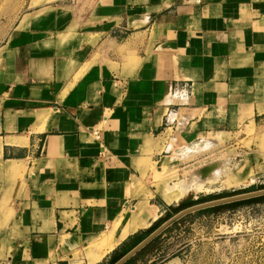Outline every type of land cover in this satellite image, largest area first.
Masks as SVG:
<instances>
[{
	"label": "crops",
	"instance_id": "0c3cea01",
	"mask_svg": "<svg viewBox=\"0 0 264 264\" xmlns=\"http://www.w3.org/2000/svg\"><path fill=\"white\" fill-rule=\"evenodd\" d=\"M250 123L264 124V0H68L26 12L0 47V264L28 254L83 264L66 260L79 246L91 264L115 217L144 209L127 227L156 214L94 252L92 264H114L188 201L164 205L150 191L155 171ZM196 211L193 238L160 264H186L227 212Z\"/></svg>",
	"mask_w": 264,
	"mask_h": 264
},
{
	"label": "rangeland",
	"instance_id": "374dc122",
	"mask_svg": "<svg viewBox=\"0 0 264 264\" xmlns=\"http://www.w3.org/2000/svg\"><path fill=\"white\" fill-rule=\"evenodd\" d=\"M64 1L68 0H0V47L9 37L15 21L20 16L44 5ZM219 133L209 134L197 143H205L206 140L213 138L202 149L190 150L193 146L187 147L186 152L195 153H186L183 157L185 161L182 165H175L172 168L163 166L155 171L156 184L154 181L153 184L155 185L151 187L150 191L154 195L160 196V200L164 205H175L182 199H195L200 196L199 192H202V195L218 194L221 196L223 193L225 195L231 193L240 194L241 191L245 193L264 189V124L257 123L253 125V123H250L243 125L234 133L221 135L218 138V140H221L218 141L215 139ZM215 143L219 144L214 145ZM220 162H227L230 168L225 171L224 175H220L217 179L218 181L206 182L200 190L196 192L188 191L187 194L180 197L181 199L179 198L180 200L173 199L170 203L167 202L168 196L175 195L184 182L195 177L202 178L199 169L208 165L217 166ZM240 169H243L242 172L238 173L241 177H244L242 180L235 176V173L240 171ZM252 177L255 179L253 184L250 183V178ZM232 179H237L238 181H231ZM196 181L201 183L199 179ZM154 188L155 191L153 192ZM248 188L252 190L245 191ZM159 193L162 194L165 201ZM226 210L227 212L225 214L222 212L224 215H220L216 220L217 230L212 229L214 222H211L210 233L205 231L201 236L197 235V238H202V242H205V244L202 247H199V244L195 248L197 250H191L186 254V264H203L204 262L208 264L209 258L211 264H264V200L240 204ZM137 215L144 217V209H139L131 217H124V219L132 223ZM191 219L192 217L185 219L184 222L178 223L169 232L162 235L152 250L150 249L147 252V254L153 256L152 261L143 264H160L167 258L180 253L178 249L182 245L183 239H192L195 234L192 227H188V222ZM208 224L206 223L205 225ZM113 227L114 220L110 228L91 243L92 246L96 244L97 250L94 251L96 254L102 251L103 241L115 228ZM207 242H211V244H206ZM74 250L79 255L76 258L70 257L66 260L78 259L83 264H86L85 248L79 246L71 252L73 253ZM194 252L196 255H194ZM201 257L205 258V260L201 259ZM21 260L25 264H53L49 259L35 260V258L31 257V254H28L26 258L22 257ZM21 260L18 257L13 258V262H22ZM4 262H7V259ZM23 262L22 264H24Z\"/></svg>",
	"mask_w": 264,
	"mask_h": 264
},
{
	"label": "trees",
	"instance_id": "16d2710c",
	"mask_svg": "<svg viewBox=\"0 0 264 264\" xmlns=\"http://www.w3.org/2000/svg\"><path fill=\"white\" fill-rule=\"evenodd\" d=\"M252 189H247L245 191H249ZM244 191H241V193ZM239 193V192H237ZM236 193H231V194H221L220 195H214V194H209V195H205V196H199L197 199H193V200H188L185 202H180L177 206H170L171 209V213L167 212L165 214L164 217L158 219L156 222H154L148 229L134 235L132 238L129 239V242L127 243L125 249L116 257L112 258L111 263H114L117 259H119L121 256H123L127 251H129L131 248H133L135 245H137L141 240H143L146 236H148L154 229H156L160 223L166 219H168L169 217L172 216V213L175 214L178 211L195 205V204H199L202 202H206L209 200H214V199H218V198H222V197H227L230 195H234ZM264 200V195L261 196H256V197H252V198H248V199H243V200H238V201H234V202H230V203H225V204H220V205H216L213 207H209V208H204L201 210H198L195 212L196 215L202 214V213H207L209 211H213V212H220L223 211L225 209H230L233 208L237 205L240 204H244V203H252V202H258V201H262ZM192 216V214H188L184 217H181L180 219L174 221L169 227H167L166 229H164L159 235H157L154 239H152L145 247H143L135 256L131 257L129 260H127L124 264H132L134 263L138 258L143 257L150 249L152 250V248L154 247V245H156V243L158 242V240L160 239V237L162 235H164L165 233L169 232L173 227H175L178 223L183 222L185 219L190 218Z\"/></svg>",
	"mask_w": 264,
	"mask_h": 264
},
{
	"label": "bare ground",
	"instance_id": "6f19581e",
	"mask_svg": "<svg viewBox=\"0 0 264 264\" xmlns=\"http://www.w3.org/2000/svg\"><path fill=\"white\" fill-rule=\"evenodd\" d=\"M221 135H223V134L222 133L218 134L217 135L218 137H216V139L215 138L214 139L218 140V138H220ZM211 140H213V138L209 139L208 141L206 140V142H210ZM219 140H221V139H219ZM214 166L215 165H208V171H206V172H203V171H201V169H199L202 178L201 177H195V178L190 179L187 182H184L183 185L179 188V191L175 193V195L168 197L167 202L170 203L172 199L184 196L185 194H187L188 191L196 192V191L200 190L203 187L202 185L204 183L215 182V180H217L220 177V175H222V174L224 175V173H226L225 171L229 169V165L227 162H220L217 166H215V167ZM243 169H241L239 172H241ZM235 176L238 177V174H236ZM242 178H244V177H242ZM197 179H199V181L201 183H197V181H196ZM231 181H237V179H232ZM181 184H182V182H181ZM156 217H157V215L154 214L152 217L146 218L142 222H138V223L132 224V225L127 226V227H124L126 220L124 219L123 216H119V217L114 218V227L115 228L113 227L114 229L112 230L110 235L107 237V239H104V241H103L104 251L107 252L110 249H112L116 244H118L122 239H124L129 233L135 231L138 227H140V226L147 227L149 224H151L152 220H154ZM98 259H99V256H96L93 251H90L88 253L89 263L92 264Z\"/></svg>",
	"mask_w": 264,
	"mask_h": 264
},
{
	"label": "water",
	"instance_id": "95a60500",
	"mask_svg": "<svg viewBox=\"0 0 264 264\" xmlns=\"http://www.w3.org/2000/svg\"><path fill=\"white\" fill-rule=\"evenodd\" d=\"M201 171L206 172L208 171V166L205 168H202ZM255 182V179L252 177L250 178V183L253 184ZM202 194V192H200ZM264 195V189L256 190V191H250L240 194H235L227 197H222L210 201H206L203 203L195 204L193 206H190L188 208H185L183 210H180L179 212L175 213L173 216L168 218L165 222H163L160 226H158L156 229H154L148 236H146L141 242H139L135 247H133L129 252H127L124 256H122L117 262L114 264H122L127 259L132 257L134 254H136L140 249H142L145 245H147L152 239H154L157 235H159L164 229H166L170 224H172L174 221L178 220L182 216L191 213L193 211L203 209L206 207H211L215 205L230 203L238 200L248 199L256 196Z\"/></svg>",
	"mask_w": 264,
	"mask_h": 264
},
{
	"label": "built area",
	"instance_id": "2783aa9c",
	"mask_svg": "<svg viewBox=\"0 0 264 264\" xmlns=\"http://www.w3.org/2000/svg\"><path fill=\"white\" fill-rule=\"evenodd\" d=\"M97 132H95V134H96ZM96 135H98V134H96ZM98 137V136H97Z\"/></svg>",
	"mask_w": 264,
	"mask_h": 264
}]
</instances>
